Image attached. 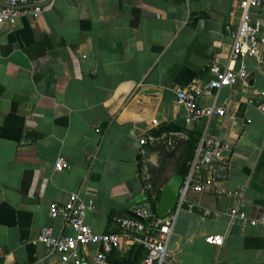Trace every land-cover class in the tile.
Masks as SVG:
<instances>
[{"label": "crops", "instance_id": "1", "mask_svg": "<svg viewBox=\"0 0 264 264\" xmlns=\"http://www.w3.org/2000/svg\"><path fill=\"white\" fill-rule=\"evenodd\" d=\"M239 1L51 0L40 14L0 25V264H63L37 238L44 227L75 234L50 215L72 192L95 201L86 222L98 233L115 230L130 210L158 206L166 184L151 187L142 155L170 136L189 149L205 134L228 143L230 172L220 187L242 188L247 214L264 215V116L248 104L264 93V67L247 60L246 79L199 101L223 106L224 116L188 123L175 92L195 79L209 82L215 62L240 67L229 62ZM251 15L264 26V0ZM166 125L180 130L155 137ZM59 158L67 169L56 170ZM195 175L211 188L206 172ZM187 199L199 207L184 203L175 211L168 243L174 264H264V224L231 219L236 201L214 190L191 189ZM206 208L222 214L204 217ZM208 235L224 243H208ZM97 252L95 244L81 249L82 264H102ZM144 256L135 247L104 264Z\"/></svg>", "mask_w": 264, "mask_h": 264}, {"label": "built area", "instance_id": "2", "mask_svg": "<svg viewBox=\"0 0 264 264\" xmlns=\"http://www.w3.org/2000/svg\"><path fill=\"white\" fill-rule=\"evenodd\" d=\"M11 7L0 4V25L3 23L15 24L22 15H37L43 12L42 6L33 8H16L31 4L32 0H7ZM263 0H240L239 6L242 15L237 27L232 30L233 46L229 55L230 63H239L240 67L228 65L222 67L218 63L211 65L210 71L213 78L203 84L195 79L185 86L175 89L179 103L188 109L187 122L194 123L201 118H212L214 116H224L226 109L214 103L211 106L203 107L199 101L203 97L218 96L219 91L224 87H233L240 80L247 78L248 69L245 64L247 60L253 59L260 67H264V26L261 21H254L251 12L261 5ZM252 95L248 99V104L256 106L264 116V102L261 96ZM250 122V121H249ZM157 123V122H156ZM146 143V141H143ZM231 147L220 138L205 134L197 144L193 158L189 162V172L185 176L184 185L176 208L170 215L160 218L157 212H153L151 204L135 209V212L143 218V221L125 215L117 218L116 229L109 232L98 233L86 222L89 211L96 208L95 201L85 200L81 191L72 192L70 200L65 204L54 203L50 208L52 218H60L64 224L72 228L74 235H56L52 227H44L37 240L41 242L47 251V256L58 255L63 264H82L85 257L81 249L90 244L98 246L96 261L107 263L111 254L116 251L130 250L140 247L145 251V256L136 264H174L173 255L169 251L168 243L176 222V209L187 203L190 210L199 207L196 203H191L187 199V194L191 189L199 192L214 190L215 192L232 197L236 204L229 211V216L233 220H240L245 225L257 226L264 224V215L260 218L250 217L244 208V190L242 188L228 189L220 187L225 183L230 172V163L225 156ZM69 167V163L64 158H59L55 164L58 171H63ZM206 172L209 175V184L195 183L196 173ZM214 188V189H213ZM220 211L204 209L203 216L219 217ZM208 243L222 245L224 236L208 235Z\"/></svg>", "mask_w": 264, "mask_h": 264}, {"label": "rangeland", "instance_id": "3", "mask_svg": "<svg viewBox=\"0 0 264 264\" xmlns=\"http://www.w3.org/2000/svg\"><path fill=\"white\" fill-rule=\"evenodd\" d=\"M146 151L147 153L142 155V173L154 189L160 188L173 174L178 173L190 154L187 142L176 140V136L160 140L150 145Z\"/></svg>", "mask_w": 264, "mask_h": 264}, {"label": "water", "instance_id": "4", "mask_svg": "<svg viewBox=\"0 0 264 264\" xmlns=\"http://www.w3.org/2000/svg\"><path fill=\"white\" fill-rule=\"evenodd\" d=\"M50 2H51V0H46L43 3H32L29 5L20 6V7H16V8H33V7H37V6L47 5ZM0 4L7 6V7H11V5L7 1H1L0 0ZM184 181H185V176L183 174H180V173L173 174L169 178V180L167 181V183H166V185L162 191V194H161L158 206H157V214L160 218L167 217L176 208L180 194H181V188L184 185ZM128 215L135 217V218H138V219L143 221V218L140 217L133 210L128 211Z\"/></svg>", "mask_w": 264, "mask_h": 264}, {"label": "trees", "instance_id": "5", "mask_svg": "<svg viewBox=\"0 0 264 264\" xmlns=\"http://www.w3.org/2000/svg\"><path fill=\"white\" fill-rule=\"evenodd\" d=\"M180 130L179 127H176V126H173V125H166V126H163L161 127L160 129H158L156 132H155V137L157 138H160L161 136H163L164 134H169L171 132H176ZM194 141H195V146L194 144H192L190 146V154H189V159L187 160V162L185 163V165H183L182 169L179 171L180 174H183L184 176H186L189 172V165H188V161H191V159L193 158V155H194V152H195V149H196V144L198 142V138H195L194 137ZM151 208H152V211L153 212H157V205H155L154 203H151Z\"/></svg>", "mask_w": 264, "mask_h": 264}]
</instances>
